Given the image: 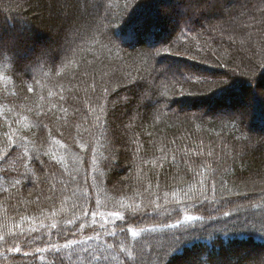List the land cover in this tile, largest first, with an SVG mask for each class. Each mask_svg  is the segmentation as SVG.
<instances>
[{
    "label": "trees",
    "instance_id": "trees-1",
    "mask_svg": "<svg viewBox=\"0 0 264 264\" xmlns=\"http://www.w3.org/2000/svg\"><path fill=\"white\" fill-rule=\"evenodd\" d=\"M242 1L185 26L186 0H0V264H145L112 245H166L178 222L196 238L168 264H259L264 0ZM61 229L83 243L57 253Z\"/></svg>",
    "mask_w": 264,
    "mask_h": 264
},
{
    "label": "snow or ice",
    "instance_id": "snow-or-ice-1",
    "mask_svg": "<svg viewBox=\"0 0 264 264\" xmlns=\"http://www.w3.org/2000/svg\"><path fill=\"white\" fill-rule=\"evenodd\" d=\"M210 2V0H186L185 6L183 8V11L186 13L185 19H184V25L187 26L190 24V20L196 16H199L202 12L205 11V7L206 5H208V3ZM220 0H211V3L213 5L219 3ZM86 3L88 4V6H94L95 5V0H86ZM225 11H228L227 8L224 9ZM103 29V25L102 24H98L97 25V30L98 31H102ZM15 46V41H11L7 46H0V55H3V53L8 52L11 55H15V52H13L11 49L14 48ZM149 58L152 57H156L159 56L160 53L158 51H151L149 53H147ZM153 71L157 72L159 75H163L165 78L168 77V71L166 68H153ZM185 79H189V77H185ZM207 82V81H206ZM143 99H150L149 95H145L143 97ZM245 107H241L240 110V115H243V109ZM99 119V117H98ZM135 211V210H134ZM103 215V214H101ZM110 215L112 217H115L116 220H123L124 218L120 215L119 212H112L110 213ZM223 215L225 217H232L234 214L230 211H225L223 212ZM184 219L186 221H192V220H202L203 217H194L191 215H187L184 217ZM68 224H72L73 221H68ZM225 223H227V221H225ZM171 228H182V231L179 232H174L171 234L170 237H168V243L166 245H159V246H152L149 245L147 249L144 248H140L137 251V255H133L132 251L129 250L128 247H125L123 244H121L119 241L116 242V244L112 245L116 248H118V250L124 254L125 256V260L126 261H137L138 257L142 260L145 261V264H168L169 259L172 257V255H174V253L176 251L179 250V245L182 243H186L192 239H195L196 237L193 235V231L190 230L188 227L182 225L181 223H176V224H172V225H168ZM51 227L53 229L57 228V224L53 223L51 225ZM141 231H145V230H141ZM149 231H154V230H149ZM65 232L68 233V235L75 237L76 233L74 231H72L71 229H61L59 232V235L62 237L66 238V243H64L63 245H57L55 243L51 244V249L55 250L57 253L60 251V248H68V249H72L74 245L76 244H80L83 243V241L77 239V238H67L65 236ZM127 233H130L132 237H137L139 234L136 231H133L130 228H125L122 225H116V229L114 231H109V235L116 237V236H121L124 237V239H127ZM0 239H2V237H0ZM87 239L91 240L93 239V237L89 236L87 237ZM133 247H135V245H133ZM17 252L20 251L19 248L16 249ZM38 252H43L46 251V249L43 248H39L37 249ZM84 251H89L87 249H85ZM25 255H29V253H24ZM93 257L96 260H100L101 256L100 255H96L95 253L92 254ZM154 257V260H153ZM104 259H107V257H104ZM196 264H220V262L218 260H213L211 258V256H204L202 257L199 261L196 262ZM228 264H242V258L238 257L236 259H231L228 261ZM255 264V261H254ZM259 264H264V257L260 258V262Z\"/></svg>",
    "mask_w": 264,
    "mask_h": 264
},
{
    "label": "rangeland",
    "instance_id": "rangeland-1",
    "mask_svg": "<svg viewBox=\"0 0 264 264\" xmlns=\"http://www.w3.org/2000/svg\"><path fill=\"white\" fill-rule=\"evenodd\" d=\"M240 2L242 3L243 1H242V0H233V7H235V6H236L238 3H240ZM170 8L172 9V7H170ZM218 18H219V16L214 15L212 19H213V20H216V19L218 20ZM5 31H6V30H4V33H3L4 35H6L7 33H8V34H13V33H15V30L7 31V32H5ZM17 33H18V32H17ZM208 75H209V74H208ZM259 92H260L261 96L264 98V88H262ZM236 102H237V101H236ZM236 102H235V103H236ZM246 102H247V101H246ZM248 102H249V101H248ZM248 102H247V103H248ZM247 103H244V104L241 105V106H242V107H245L244 110L247 109V111H248V110H250V108H251V110H252V107H251V106H250V108L248 107L249 105L244 106V105H246ZM262 105H263V107H264V104H262ZM229 109L231 110L232 108L229 107ZM258 130H260V129H258ZM258 130H257V131H258ZM259 132H261V131H259ZM262 133H263V132H262Z\"/></svg>",
    "mask_w": 264,
    "mask_h": 264
}]
</instances>
